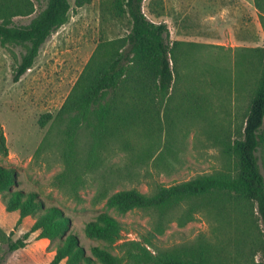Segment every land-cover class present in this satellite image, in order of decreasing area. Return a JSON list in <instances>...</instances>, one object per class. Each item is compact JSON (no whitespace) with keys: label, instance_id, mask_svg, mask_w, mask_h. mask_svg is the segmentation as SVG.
I'll return each instance as SVG.
<instances>
[{"label":"rangeland","instance_id":"374dc122","mask_svg":"<svg viewBox=\"0 0 264 264\" xmlns=\"http://www.w3.org/2000/svg\"><path fill=\"white\" fill-rule=\"evenodd\" d=\"M27 1L32 12L12 16V25H27L47 4V0ZM67 1L71 9L66 24L40 47L32 67L18 82H13L12 73L26 47L0 45V129L7 148L6 155L0 154V166L15 173L11 189L33 192L45 207H57L70 220L63 237L75 235L92 259L95 246L117 253L84 233L87 222L107 212L124 224L128 238L154 234L158 250L193 247L201 241L212 246L217 264H264V231L255 213H251L252 228L247 223L246 229L214 220L206 211L186 216V206L181 205L166 212L163 232L157 234L152 231L158 221L154 212L119 214L105 201L96 202L99 184L104 183L98 174L85 176L79 199L56 186L54 178L65 167L62 127L52 120L41 127L38 121L46 115L55 117L99 42L125 38L131 29L126 0H91L82 8H75L74 0ZM16 2L6 1L9 5ZM144 4L145 11L166 23L167 41L177 47L180 56L177 67L173 63L168 118L164 115L154 147H167L165 160L132 164L129 154H110L101 167L106 171L108 194L132 188L151 194L157 185L231 171L233 160L225 154V147L243 126L262 71L264 0L258 3L261 11L255 0H146ZM191 95L204 105L202 115L191 114ZM90 143L87 131L80 130L77 156H84ZM137 145L147 142L140 140ZM256 157L264 178V144ZM5 201L0 194V260L4 264H49L59 238L40 239L33 232L23 249L7 252L6 239L23 237L34 219L26 217L18 224V214L8 212ZM233 208L237 213H230L231 217L242 220V207Z\"/></svg>","mask_w":264,"mask_h":264},{"label":"trees","instance_id":"16d2710c","mask_svg":"<svg viewBox=\"0 0 264 264\" xmlns=\"http://www.w3.org/2000/svg\"><path fill=\"white\" fill-rule=\"evenodd\" d=\"M6 1L0 0V45L26 47L12 73L13 82H18L32 67L40 47L66 24L71 7L67 0H47L45 8L27 25L15 26L10 18L30 14L32 6L27 0H17L14 5ZM145 1H125L131 21L128 35L99 42L55 117L46 115L38 121L41 127L51 120L53 125L62 127L65 167L54 178L56 186L79 199L78 190L85 184V176L98 174L104 183L99 184L96 202L105 201L108 208L119 214L134 210L154 212L158 221L152 231L157 234L163 232L162 219L166 212L181 205L186 206V216L206 211L214 220L246 229L247 223L252 228L251 213H255L256 222L264 231V178L256 157L264 144V49L257 91L243 126L234 132L235 137L225 147V154L233 160L231 171L200 175L170 186L157 185L151 194L135 188L108 194L106 171L101 167L110 154L116 151L129 154L132 164L165 160L167 147L158 150L154 147L158 145L156 138L164 115L168 118L175 80L173 63L177 67L180 56L177 47L167 41L166 23L145 11ZM255 1L257 8L263 10L259 0ZM90 2L74 0V7L82 8ZM190 100L191 114L202 115L204 105L192 95ZM82 129L87 131L91 143L80 157L76 154V139ZM140 140L147 145L139 147ZM0 154H7L1 129ZM15 178L14 171L0 166V194L6 197V210L18 214V224L26 217H32L34 222L23 237L6 239L9 253L23 249L29 234L38 232L40 239H60L49 264L62 261L65 264H217L209 244L200 241L193 247L158 250L153 244L154 234L128 238L124 224L107 212H100L87 222L84 233L117 253L95 246L91 248L95 258L92 259L85 255L75 235L63 237L70 220L57 207H45L33 192L11 189ZM235 205L242 207L239 208L242 220L230 215L237 213ZM0 264H4L2 260Z\"/></svg>","mask_w":264,"mask_h":264}]
</instances>
